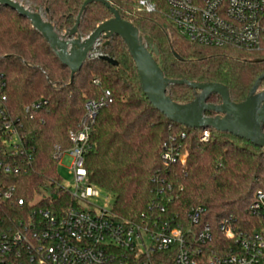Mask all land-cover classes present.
<instances>
[{
    "label": "trees",
    "instance_id": "obj_1",
    "mask_svg": "<svg viewBox=\"0 0 264 264\" xmlns=\"http://www.w3.org/2000/svg\"><path fill=\"white\" fill-rule=\"evenodd\" d=\"M15 1L33 11L39 9L64 34L75 26L87 0ZM104 1L154 41L159 50L156 61L168 79L222 84L233 102L242 103L264 74V45L258 51H245L191 44L176 32L166 0H153V14L144 12L141 0ZM111 18L105 5L90 4L78 35L87 38ZM260 90H264V81ZM106 92L111 96L93 125L85 166L89 184L112 197L116 220L144 225L155 219L162 223L174 219L175 225L181 222L185 226L190 210L204 208L202 221L214 229L219 247L231 244L218 231L223 220L231 218L244 233L254 228L256 221L249 207L256 192H264V149L211 129L209 139L202 141L204 129L171 122L143 94L135 63L118 36L102 39L71 83L70 69L30 21L0 6V98L6 97L10 116L19 120L30 160L19 175L0 172L8 185L17 187L16 197L24 202L23 206H0V230L26 222L34 210L50 208L62 214L73 203L63 190L55 150L57 146L64 151L72 147L69 133L81 128L87 101L99 100ZM168 96L178 104L196 98L193 90L179 85L170 86ZM42 101L47 104L41 109L26 111ZM210 101L221 103L218 96ZM165 147L174 149L176 163H164ZM162 188L166 194L159 197Z\"/></svg>",
    "mask_w": 264,
    "mask_h": 264
},
{
    "label": "built area",
    "instance_id": "obj_2",
    "mask_svg": "<svg viewBox=\"0 0 264 264\" xmlns=\"http://www.w3.org/2000/svg\"><path fill=\"white\" fill-rule=\"evenodd\" d=\"M168 17L176 32L187 42L210 48L234 47L258 51L264 45V0H166ZM147 14L156 12L153 0H141ZM99 45V43H98ZM98 56V54H96ZM98 84V81H94ZM110 92L85 105V118L78 131H70L72 147H56L55 158L66 162L73 184L62 187L73 200L62 214L50 208L34 210L26 222L0 230V264H264V192L258 191L249 207L256 225L241 232L231 218L219 225V233L231 242L215 245V232L202 221L204 208H194L185 226L175 220L152 223H122L112 210L93 203L110 197L89 184L86 154L91 149L90 137L100 112L107 106ZM46 101L26 111L39 110ZM19 120L10 116L6 97L0 98V172L19 175L27 169V148L20 133ZM210 129L202 132V141ZM166 164L178 161L173 148L165 147ZM30 163V162H29ZM0 176V206H23L17 198V187L8 185ZM170 191V188L167 189ZM164 188L157 195L164 197ZM108 201V197L106 198ZM164 207L160 211L164 212ZM182 225V226H181ZM149 241V245L147 244Z\"/></svg>",
    "mask_w": 264,
    "mask_h": 264
},
{
    "label": "water",
    "instance_id": "obj_3",
    "mask_svg": "<svg viewBox=\"0 0 264 264\" xmlns=\"http://www.w3.org/2000/svg\"><path fill=\"white\" fill-rule=\"evenodd\" d=\"M94 2L105 5L112 18L100 24L87 38H82L78 35V28L87 7ZM0 6L10 8L30 21L32 28L48 42L61 63L70 69L71 83L93 56L98 43L102 39L108 40L118 36L125 43L135 63L143 94L149 103L171 122L188 129H211L228 133L264 149V90H260L264 74L257 79L248 98L242 103H235L227 87L222 84H199L166 78L156 61L159 50L154 41L143 36L131 22L124 20L104 0H87L81 8L75 26L64 34L58 33L54 26L44 19L39 9L33 11L15 0H0ZM174 56L182 60L175 52ZM100 58L117 65V62L107 56L100 55ZM173 85L187 86L193 90L196 94L195 100L187 104L174 102L168 96V89ZM212 96L220 97L221 103H211ZM209 113L213 116H207Z\"/></svg>",
    "mask_w": 264,
    "mask_h": 264
},
{
    "label": "rangeland",
    "instance_id": "obj_4",
    "mask_svg": "<svg viewBox=\"0 0 264 264\" xmlns=\"http://www.w3.org/2000/svg\"><path fill=\"white\" fill-rule=\"evenodd\" d=\"M59 173L62 176L64 182L66 184H73V175L70 174V171L68 169V166L66 164V162H60V165L58 167ZM108 197V201L106 200V198ZM112 197L107 196V195H103L102 197L99 198L98 200H94L93 203H95L96 205L100 206V207H104L108 210H110L111 206H112ZM147 244L149 245V241H147Z\"/></svg>",
    "mask_w": 264,
    "mask_h": 264
},
{
    "label": "flooded vegetation",
    "instance_id": "obj_5",
    "mask_svg": "<svg viewBox=\"0 0 264 264\" xmlns=\"http://www.w3.org/2000/svg\"><path fill=\"white\" fill-rule=\"evenodd\" d=\"M212 97H213V96H212ZM212 97H211V98H212ZM210 100H211V99H210ZM210 102H211V101H210ZM211 103H213V104H220V103H214V102H211Z\"/></svg>",
    "mask_w": 264,
    "mask_h": 264
}]
</instances>
